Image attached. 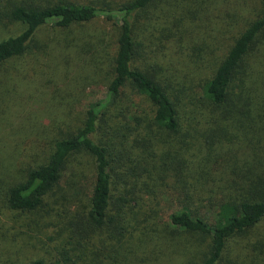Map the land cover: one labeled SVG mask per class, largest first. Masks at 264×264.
<instances>
[{"label": "trees", "instance_id": "obj_1", "mask_svg": "<svg viewBox=\"0 0 264 264\" xmlns=\"http://www.w3.org/2000/svg\"><path fill=\"white\" fill-rule=\"evenodd\" d=\"M187 14L241 26L217 56L216 30L190 39ZM98 19L116 31L111 54L99 34L86 45L109 76L105 96L45 152L16 148L0 163L15 238L41 242L25 264H264V0H0V22L21 26L0 39L2 91L49 54L41 28Z\"/></svg>", "mask_w": 264, "mask_h": 264}, {"label": "rangeland", "instance_id": "obj_2", "mask_svg": "<svg viewBox=\"0 0 264 264\" xmlns=\"http://www.w3.org/2000/svg\"><path fill=\"white\" fill-rule=\"evenodd\" d=\"M79 3H97L98 0H74ZM115 3L119 0H108ZM184 2V1H182ZM249 11H242V16ZM215 19L211 22L205 19L195 20L190 15H185L183 24L189 27L188 37L197 31V26L203 36L209 37L212 33L220 39L217 41L219 49L216 54L222 55L224 46L227 45L229 37L241 22L227 18L223 21ZM190 23V24H189ZM208 23L210 24L208 26ZM214 25V28L212 26ZM241 26V25H240ZM243 27V26H242ZM241 27V28H242ZM21 26L7 21L0 22V39L16 34ZM99 34L104 38L106 51L111 54L112 43L116 37L115 27L103 19H98L85 24H74L68 29H58L44 26L38 31L41 39L50 44V52L40 50V61L37 63L28 59L24 61L26 69L21 72L12 73L16 81L15 91L4 93L2 90L6 84L0 82V163L7 159L16 148L22 154L30 150L34 152H45L46 142L58 137V130L79 125V121L88 104L105 96L107 80L109 76L105 71H97L92 60V50L88 51L87 44H93L91 36ZM83 42H86L83 45ZM83 47H82V46ZM38 54V53H37ZM213 56V54H212ZM49 58L50 60H46ZM108 69L109 63L107 62ZM204 74V73H203ZM193 83L192 89L197 93L203 91L204 75ZM196 76V78H197ZM3 76H0V80ZM50 124V125H49ZM49 125L48 127H46ZM74 126V127H76ZM20 145L19 147H17ZM37 145V147H36ZM38 145L40 147H38ZM84 169L83 188L89 190L92 184L91 161L87 158L77 160ZM6 172L0 170V178L10 181ZM82 174V176H83ZM3 182L0 181V191ZM0 193V264H25V262L40 255L41 242L21 246V236L15 238L17 230H14V216L4 205ZM174 209V201L168 200L161 204L160 220L163 222L167 215ZM12 235V236H11ZM24 238V237H23ZM17 239V240H16ZM16 244V245H15ZM20 247V251H15ZM40 250V251H38ZM37 252V253H36ZM168 260V261H167ZM178 261V262H175ZM165 264H183L179 255H168L163 259Z\"/></svg>", "mask_w": 264, "mask_h": 264}]
</instances>
